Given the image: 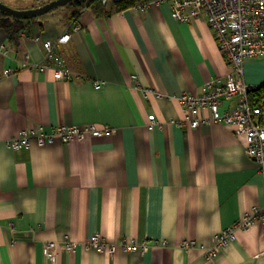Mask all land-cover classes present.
I'll list each match as a JSON object with an SVG mask.
<instances>
[{
    "label": "crops",
    "instance_id": "obj_1",
    "mask_svg": "<svg viewBox=\"0 0 264 264\" xmlns=\"http://www.w3.org/2000/svg\"><path fill=\"white\" fill-rule=\"evenodd\" d=\"M0 1L18 10L48 2ZM68 31L58 51L86 81L23 66L26 54L43 63L45 49L22 35L56 43ZM20 36L15 43L0 27V74L13 71L0 80V264H209L205 249L217 234L251 208L264 210V178L245 138L214 121L192 128L180 99L203 94L212 80L225 83L233 71L205 15L181 23L168 3L141 11L82 0ZM235 80L257 92L252 104L261 94L264 103V58L248 60ZM239 102L236 96L221 109ZM73 125L114 133L45 146L33 140L20 149L6 144L23 129ZM93 234L137 245L98 252L87 246ZM52 240L77 248L60 250L55 263L44 253ZM185 241L197 246L186 249ZM263 252L264 226L257 224L237 230L217 264H264Z\"/></svg>",
    "mask_w": 264,
    "mask_h": 264
},
{
    "label": "built area",
    "instance_id": "obj_2",
    "mask_svg": "<svg viewBox=\"0 0 264 264\" xmlns=\"http://www.w3.org/2000/svg\"><path fill=\"white\" fill-rule=\"evenodd\" d=\"M104 5L110 2L122 0H100ZM170 4L172 16L181 23H190L198 20L203 15L207 17L210 29L214 33L217 45L225 56L227 62L233 67L225 83L219 79L208 82L204 93L193 95L184 93L181 102L184 111L188 114L192 128H197L212 121L225 124L239 136L246 140V154L259 168L264 178V103L252 104L249 100V88L243 83H237L235 76L244 75L245 63L252 58H264V0H140L133 8L145 11L151 6ZM74 31L81 30L80 24H74ZM23 38L41 43L45 49V58L41 64H33L31 55L26 54L23 66L34 67L39 70L50 71L55 80L62 81H86L81 74H77L67 65L65 59L58 51L59 44L70 41V31L62 34L58 42L45 41L41 34ZM5 47H3L4 49ZM8 69L0 74V80L12 74ZM96 88L103 84L95 81ZM161 96L156 89H146ZM240 96V102L236 108L222 110L223 104L232 98ZM205 112H208L205 113ZM158 122L153 120L151 127ZM181 126L186 123L181 122ZM114 129L109 126H59L50 132L44 126L20 130L16 136L7 140L10 148H27L34 140L39 145L55 144L57 140L64 143L88 138H101L111 136ZM1 142V138H0ZM257 224L264 226V210L255 206L246 212L233 226L221 231L216 236L215 244L205 249V258L209 264H217L223 251L236 239L237 230H249ZM135 241H128L122 245L106 241L101 234H93L87 241L89 248L98 252L115 253L119 247L126 251H132L136 247ZM195 241H185L183 247L194 248ZM77 243L71 240L59 242L48 241L44 246V253L49 255L53 262L58 261L59 251H74ZM264 254V252L262 253Z\"/></svg>",
    "mask_w": 264,
    "mask_h": 264
},
{
    "label": "trees",
    "instance_id": "obj_3",
    "mask_svg": "<svg viewBox=\"0 0 264 264\" xmlns=\"http://www.w3.org/2000/svg\"><path fill=\"white\" fill-rule=\"evenodd\" d=\"M51 1H53V0H48V2H51ZM139 1L140 0H122L120 2H117L116 4L120 10H125L128 8L134 7ZM48 2H46V3H48ZM46 3H43L42 5H44ZM81 3H82V0H74L70 4L71 5H75V4L80 5ZM41 17L42 16L37 17V18H30V19H19L16 17L9 16V15L0 11V27L5 29V31L7 32L11 41L18 43L20 41L21 32L29 30L31 28V26L34 23L38 22ZM259 91H261V93H262L264 91V87H261L259 89ZM256 93H257L256 91L254 92L253 90L249 89V95H250L251 99L255 100L254 98H255ZM262 97L263 96L261 94V97H259L255 101V103L256 104L260 103Z\"/></svg>",
    "mask_w": 264,
    "mask_h": 264
},
{
    "label": "water",
    "instance_id": "obj_4",
    "mask_svg": "<svg viewBox=\"0 0 264 264\" xmlns=\"http://www.w3.org/2000/svg\"><path fill=\"white\" fill-rule=\"evenodd\" d=\"M74 0H53L37 8L27 9V10H18L10 7L4 2L0 1V11L19 19H30L37 18L48 14L62 6H66L73 2Z\"/></svg>",
    "mask_w": 264,
    "mask_h": 264
},
{
    "label": "rangeland",
    "instance_id": "obj_5",
    "mask_svg": "<svg viewBox=\"0 0 264 264\" xmlns=\"http://www.w3.org/2000/svg\"><path fill=\"white\" fill-rule=\"evenodd\" d=\"M8 5V4H7ZM72 5L71 4H68V5H66V6H62V7H60V8H58V9H56V10H54V11H52V12H59V11H63V10H68L70 7H71ZM11 7V6H10ZM13 8V7H12ZM14 9H16V8H14ZM51 12V13H52Z\"/></svg>",
    "mask_w": 264,
    "mask_h": 264
}]
</instances>
